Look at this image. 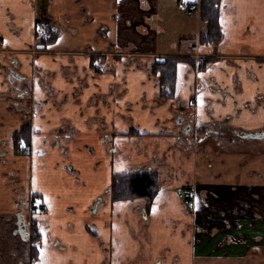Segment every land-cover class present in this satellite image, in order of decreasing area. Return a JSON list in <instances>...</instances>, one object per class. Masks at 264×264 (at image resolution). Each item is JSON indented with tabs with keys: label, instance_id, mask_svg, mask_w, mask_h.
I'll return each instance as SVG.
<instances>
[{
	"label": "crops",
	"instance_id": "obj_1",
	"mask_svg": "<svg viewBox=\"0 0 264 264\" xmlns=\"http://www.w3.org/2000/svg\"><path fill=\"white\" fill-rule=\"evenodd\" d=\"M184 1L195 11L0 0V264H264V138L236 134L264 129V0H222L218 45L200 42V0ZM159 57L176 59L171 92ZM190 121L194 135L214 122L233 133L200 141ZM26 125L27 155L13 139ZM130 173L157 176L152 198L113 199V177ZM21 199L39 225L34 262L14 234Z\"/></svg>",
	"mask_w": 264,
	"mask_h": 264
},
{
	"label": "trees",
	"instance_id": "obj_2",
	"mask_svg": "<svg viewBox=\"0 0 264 264\" xmlns=\"http://www.w3.org/2000/svg\"><path fill=\"white\" fill-rule=\"evenodd\" d=\"M222 0H200V19L205 29L200 33V42L208 45H218L223 39V31L220 24V11ZM161 79V86L166 92L174 89L176 79V59H168L164 64L154 65ZM153 70L155 71L154 67ZM201 131L218 129L232 132L233 128L225 122L203 124ZM31 129L28 125L13 135L15 150L23 153L30 146ZM157 176L154 173H130L113 177L111 190L113 199H134L138 196L152 198L157 191ZM32 261L38 258L35 246L32 249Z\"/></svg>",
	"mask_w": 264,
	"mask_h": 264
},
{
	"label": "flooded vegetation",
	"instance_id": "obj_3",
	"mask_svg": "<svg viewBox=\"0 0 264 264\" xmlns=\"http://www.w3.org/2000/svg\"><path fill=\"white\" fill-rule=\"evenodd\" d=\"M264 130V129H263ZM263 130H261V131H263ZM201 131V130H200ZM241 130H236V134H238L240 137H242L243 139H252V138H250V137H244V136H241L240 135V132ZM213 132V134H214V138H218L219 140H224L225 138H227L228 136L230 137V132H228V131H223V130H218V129H211V130H209V131H205V132H203V131H201L200 133H202V134H200L199 135V138L200 139H205L204 137H205V134H207V133H212ZM241 132H247V131H241ZM189 133H191L192 135H194L195 133H194V131H190ZM233 133V132H232ZM230 134V135H229ZM244 141H246V140H244ZM244 144V146H248V147H251V146H253L252 145V143L251 142H244L243 143ZM32 203H31V209H35L36 210V206H35V204L36 203H40V202H36V199L34 200L33 198H32ZM23 204H24V201H22V199H21V201H19L18 202V206H19V213L15 216V228H14V234H16V235H19L20 237H21V235L19 234V232H18V229H19V222L18 221H20V218H19V215L21 214V215H23L24 216V218H25V220H26V222H27V230H28V233H27V237H26V239H23L22 237V239L23 240H27V241H31V251H32V249H33V246H35L34 245V243L36 242V239H37V236H38V227H39V225H38V221L37 220H34V219H27V217L25 216V214H24V211H23V209L21 210V208H24L23 207ZM25 209V208H24ZM2 248V246H1V244H0V249ZM31 256H32V253H31ZM20 264H25L23 261H21L20 262Z\"/></svg>",
	"mask_w": 264,
	"mask_h": 264
},
{
	"label": "built area",
	"instance_id": "obj_4",
	"mask_svg": "<svg viewBox=\"0 0 264 264\" xmlns=\"http://www.w3.org/2000/svg\"><path fill=\"white\" fill-rule=\"evenodd\" d=\"M182 8L187 12H193L195 11V7L193 5L188 4L184 0H181L180 2ZM53 25L50 23V21L47 19V17L42 16L38 22L37 31L44 37L47 38L50 36L52 31ZM205 55H199L198 60L203 62L205 60ZM26 150V149H25ZM24 150V153H26ZM178 196L181 199H184L190 203V197L192 196V191L190 189H183L178 192ZM36 210L37 211H44L46 209V206L42 203H36Z\"/></svg>",
	"mask_w": 264,
	"mask_h": 264
},
{
	"label": "water",
	"instance_id": "obj_5",
	"mask_svg": "<svg viewBox=\"0 0 264 264\" xmlns=\"http://www.w3.org/2000/svg\"><path fill=\"white\" fill-rule=\"evenodd\" d=\"M42 47H45V45H41ZM156 62L157 63H164L165 62V58L163 57H159L156 59ZM14 78H17L18 80L22 81L24 79V77L22 75H19V73L17 71H11V74H10V81H13ZM192 122L190 121L189 123H187V127H186V130H185V134L186 135H189V132L192 130ZM203 125V124H201ZM200 125V127H201ZM241 136H244V137H250V138H260V139H263L264 138V130L263 131H255V132H239ZM214 134L213 132L212 133H207L205 134V139L207 138H211L213 137ZM202 139H200L201 141ZM19 218H20V221L19 222V229H18V232L19 234L21 235V237L23 239H26L27 237V233H28V230H27V222L24 218L23 215H19Z\"/></svg>",
	"mask_w": 264,
	"mask_h": 264
},
{
	"label": "rangeland",
	"instance_id": "obj_6",
	"mask_svg": "<svg viewBox=\"0 0 264 264\" xmlns=\"http://www.w3.org/2000/svg\"><path fill=\"white\" fill-rule=\"evenodd\" d=\"M199 9H200V3H199ZM43 16H45V15H43ZM45 17H47V19L50 21V23L53 25V28H54V24H53V22H52V20H51V17L50 16H45ZM37 27H38V24H37ZM52 28V31H51V34H50V36L49 37H47V38H45V39H48V38H50L51 36H52V34H53V36H54V29ZM38 32V31H37ZM39 33V32H38ZM158 64V63H157ZM200 134H202V133H200ZM199 133H196V135H194V137H196V139L197 138H199V135H200ZM27 151V152H26ZM25 154L27 155L28 154V152H30V149H27V150H25ZM27 206H29V208H30V204H29V201H24V204H23V207L24 208H26ZM24 208H21V210L22 209H24ZM25 210V209H24ZM2 232H3V230H1ZM1 236V235H0ZM1 238L3 239V236H1Z\"/></svg>",
	"mask_w": 264,
	"mask_h": 264
}]
</instances>
